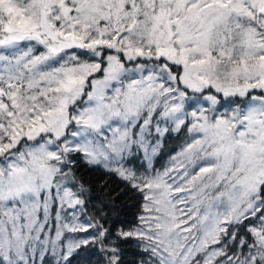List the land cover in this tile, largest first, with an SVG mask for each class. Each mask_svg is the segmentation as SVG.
I'll list each match as a JSON object with an SVG mask.
<instances>
[{"label":"snow or ice","instance_id":"snow-or-ice-1","mask_svg":"<svg viewBox=\"0 0 264 264\" xmlns=\"http://www.w3.org/2000/svg\"><path fill=\"white\" fill-rule=\"evenodd\" d=\"M173 132L170 167L124 166ZM80 161L141 195L135 223L87 214ZM65 232V262L264 264V0H0V264Z\"/></svg>","mask_w":264,"mask_h":264},{"label":"trees","instance_id":"trees-1","mask_svg":"<svg viewBox=\"0 0 264 264\" xmlns=\"http://www.w3.org/2000/svg\"><path fill=\"white\" fill-rule=\"evenodd\" d=\"M184 141L185 134L183 132L166 134L164 144L159 152L154 155L150 169H162L166 165V162V167H168L170 165L168 159L180 151ZM161 154L162 157L160 156ZM134 156L140 158L143 163L141 169L139 168L140 173L146 170L149 171V168H144L142 152H137ZM76 168V175L90 189L89 195L85 198V209L89 216L100 218V213L93 205H101L102 201L107 202L110 200L114 208L111 211L108 208L104 209V212L107 214L108 223L114 224L117 219V213L119 214V220L135 223L136 214L141 212V204L143 203V199L139 193L129 188L127 183L116 173L108 172L103 167L90 166L80 161ZM89 200L91 203L88 202ZM84 219V215H81L80 221L83 222ZM101 223H104L103 219H101ZM51 224L53 234L55 233V221H51ZM107 226L108 224L106 223L105 227ZM85 235V233L65 232L64 238L61 241V248L54 253L51 247H49V250L43 257V264H106V253H102L98 247L93 245L76 249L68 257V262L62 259L63 255L66 254L63 249L64 241L67 239H80ZM122 247L124 264H137L138 261L146 259V256L142 255L141 249L136 246L134 241H129ZM37 264H40L39 260Z\"/></svg>","mask_w":264,"mask_h":264},{"label":"rangeland","instance_id":"rangeland-1","mask_svg":"<svg viewBox=\"0 0 264 264\" xmlns=\"http://www.w3.org/2000/svg\"><path fill=\"white\" fill-rule=\"evenodd\" d=\"M161 126L163 127L164 125H161ZM165 136H166V134H165ZM165 136H164L163 138H161V146L159 147V149H158L157 152H159L160 148L163 146L164 141H165ZM150 139H152V143H155V139H154V138H151V137H150ZM141 152H142V151H141ZM157 152H156V154H157ZM178 152H179V151H178ZM178 152H177V153H178ZM156 154H155V155H156ZM142 155H143V152H142ZM175 155H176V154L172 155L171 157H173V156H175ZM160 156L162 157V154H161ZM143 157H144V155H143ZM153 157H154V156H152V159H153ZM171 157H170V158H171ZM170 158L168 159L169 162H170ZM142 164H143V163L141 162L140 158H138V157H136V156H132V157H129V158L125 161L124 166H125V167H129V168H132L134 171L137 172L138 175L141 174V173H143V174H145V175H149V176H150V175H154L156 171H160V172L164 171V169H165V167H166V165H167V162H166V165H165L162 169H149V171L146 170V171H143V172L140 173V169H141ZM151 164H152V160H151ZM170 166H171V164H170L168 167H170ZM112 167H115V165H113ZM139 168H140V169H139ZM144 168H145V169L148 168V161L145 160V158H144ZM54 234H55V233L52 234L53 237H54ZM42 238H43V237H42Z\"/></svg>","mask_w":264,"mask_h":264}]
</instances>
